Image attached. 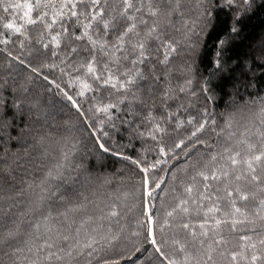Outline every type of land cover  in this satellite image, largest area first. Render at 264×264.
<instances>
[{"label":"trees","instance_id":"trees-1","mask_svg":"<svg viewBox=\"0 0 264 264\" xmlns=\"http://www.w3.org/2000/svg\"><path fill=\"white\" fill-rule=\"evenodd\" d=\"M187 1L0 2V264H264V158L247 163L264 153V0H205L193 24Z\"/></svg>","mask_w":264,"mask_h":264},{"label":"snow or ice","instance_id":"snow-or-ice-1","mask_svg":"<svg viewBox=\"0 0 264 264\" xmlns=\"http://www.w3.org/2000/svg\"><path fill=\"white\" fill-rule=\"evenodd\" d=\"M0 2H3V0H0ZM69 2H71V0H69ZM99 2H100V0H92L93 7H95L96 5H98ZM122 3H123V6H124V11H123L120 15H121V17H125L126 14H127V12H128L130 9H132L134 5H133V3H132V0H122ZM244 3H246V4L249 3V0H244ZM9 7H10V6H9ZM9 7H5V8H4V11H5V12L9 11ZM72 7L75 8V7H76V4H75V3H72ZM31 11H32V8H31V6H29V12H31ZM137 11H139V9H137ZM149 12H150L151 15H153V16H157V15L159 14V12H160V8H159V7L153 8V7L151 6V3H149ZM102 14H103L102 11H101V12H97L95 15H93V16L91 17V19H92V20H96L98 17L102 16ZM25 15H28V13H25ZM58 15H60V14H58ZM71 15H72V16H76L77 13H76L75 11H73V12L71 13ZM129 19H131V17H129ZM35 22H36V21L31 20V19H29V21H28V23H35ZM53 23H55V19L53 20ZM88 26H90V24H89ZM88 26H86V27H88ZM107 26H108V25H107V23H106V24H105V27H107ZM5 27H6L7 29H13V28H14V25H13L12 23H9V24H6ZM48 27L50 28V27H52V25L49 24ZM135 27H136V25H135V24H132L128 29H126L125 32L121 35L120 40L123 41L124 37L127 36L130 32H132V31L135 29ZM14 31L17 32V33H19V32L21 31V29L17 27V28L14 29ZM65 31H67V29H65ZM156 31H157V29H156L155 27H153L152 29H150L149 32L146 34V38H150L154 33H156ZM231 31H232V32H236L237 29H236L235 27H233V28H231ZM85 35H87V33H85ZM80 38H81V37H76L77 40H79ZM157 38H159V37H157ZM52 39H53V41H56L57 45L59 44V41H58L57 37H53ZM221 43H224V42L221 41ZM45 47H48V45H45ZM137 47L140 49L141 57H143V55H144V49H145V42H143V41L139 42V43L137 44ZM164 47L169 48L171 51H174V50H175V49H173V48L171 47L170 44H165ZM75 51H76V50L73 49V52H75ZM53 55H55V53H53ZM141 62H143L142 59H141ZM21 63H22V61H21ZM32 71H33V72H36V71H38V70H37V69H32ZM93 71H94V67H93V65H92L91 63H89V65H88V72L91 73V72H93ZM45 79H47V77H45ZM97 79H100V77H97ZM104 83H105V84L109 83V80H105ZM128 83H132V81L130 80V81H128ZM123 86H125V85H122V87H123ZM57 87H58V86H57ZM87 87H88V85L85 84V88H87ZM181 90L183 91V89H181ZM69 99H71V97H69ZM98 110L104 111V110H106V108H105V109H98ZM191 122H192V121H189V123H191ZM204 128H205V124L201 123L200 126H199L194 132H192L191 137H188L187 139L190 141L192 137H195V136L197 135V133L201 132ZM156 130H157L158 132H162V131H163V129H160L159 126H157V129H156ZM153 138H155V137H153ZM242 143H243V141H242ZM184 144H185V141H184V140H181L179 143H177V144L175 145V147H176V148H181V146L184 145ZM100 147H101L104 151H108V149L104 148V145H103V144H101ZM252 147H254V146H251V145L249 146L250 150H251ZM160 151H161V153H164V148L161 147ZM225 151L227 152L228 150L226 149ZM237 156H239V153H235L234 155H232V156L229 157L230 162H231L232 165H236V164L239 163V161L236 159ZM262 158H264V153H261L260 155H255V156L251 157V159H250L249 161H247L249 169H251L253 172H255V169L252 167V161H257V162H258V161H260ZM212 159L215 160L216 157H213ZM142 171H144V172H148L149 169L145 168V169H142ZM224 174L227 175V173H224ZM199 175H200L201 177H203L204 180H208V179H209V176L206 175L204 172H200ZM212 178H214V179H219V176H217L216 173L213 172V174H212ZM237 179H239V177H237ZM252 179H253V180H257L258 177H256L255 175H253V176H252ZM143 183H144V188H145L146 195L151 196V195H152V190L149 189V180H148L147 177H145ZM156 187H160V185H156ZM186 191H188V192L190 193V192L192 191V187L189 186V187L186 189ZM228 195L231 196L232 193L229 192ZM240 198H241V199H247L246 196H241ZM181 203H185V202L182 201ZM178 207H179V205H178ZM184 210L187 211V209H184ZM210 211H211V210H210ZM236 211L238 212L239 209H237ZM113 215H115V213H113ZM169 215H171V213H169ZM220 223H221V221H216V224H217V225H219ZM236 223H239V221H234V222H233L234 225H235ZM183 227H184V228H188L189 225H188V224H184ZM201 227H203V225H201ZM149 235H151V232H149ZM244 239H249V238H248V237H244ZM92 243H95V242L93 241ZM92 243H88V244H86L85 247H87V248H91V247H92ZM152 243L155 244L156 241L153 240ZM260 243L264 244V240L260 241ZM251 247L254 248L255 245H251ZM44 248L51 249V248H52V245H51L50 243L45 242V244L41 246V249H40V250L42 251ZM156 251H157V252H161V249H160L159 247H157V248H156ZM89 254L91 255V253H89ZM161 254H162V253H161ZM49 255H50V256H56V253H54V252H50ZM56 258L59 259L60 257L56 256ZM233 259H236V256H235V255H233ZM258 259H260V257L257 256V255H253V256L251 257V260H252L253 264H255V262H256Z\"/></svg>","mask_w":264,"mask_h":264},{"label":"rangeland","instance_id":"rangeland-1","mask_svg":"<svg viewBox=\"0 0 264 264\" xmlns=\"http://www.w3.org/2000/svg\"><path fill=\"white\" fill-rule=\"evenodd\" d=\"M189 1H190V2H189ZM204 1H205V0H188V1H187V4H184V5H186L187 7H189V10H190V12L188 11V13H189V19L187 20L188 22L186 21L187 23L193 24V18H192V17H196L197 20H198V18H199V19L201 18L203 11L206 10V7H205V4H204ZM191 16H192V17H191ZM202 22H205V19H204V18L202 19ZM195 31H196V28H195L193 31L189 32L190 35L195 34ZM256 56H257L258 63L264 62V49L262 50V48H261L260 51H258V54H257ZM16 61H17V63H18V62L21 63V62L18 61V60H16ZM251 72H252V74H255V71H254V70H251ZM6 77H8V76H6ZM6 77H1V78H0V86L6 83V81H5ZM34 83H35V82H34ZM31 84H32V83H31ZM233 87H234V88H233V92L236 94L237 87H239V83H238V81L233 85ZM58 89H60V88L58 87ZM60 91H62V93H64V95H66L67 98L70 96L66 91H64V90H62V89H60ZM28 118H29L28 121H30V125H31V124H32V117H31V116H28ZM41 118H42L41 121H44V119H45V121H47V124H48L49 126H53V125H54V122H55V121H54L53 123H52V122L49 123V121L53 120L55 117L52 116V118H51L49 115H47V116L39 117V119H41ZM1 123H2V122H1ZM45 123H46V122H45ZM2 125L5 126V122H3ZM7 125H8V122L6 123V126H7ZM0 127H2V126L0 125ZM2 129H3L4 131H6L5 127H2ZM3 130H1V133H0V139H1V141H2L3 143H5V144L7 145V144L9 143L8 141L11 139V138H10L11 136H9V135H5V134L3 133ZM5 144H3L4 147H6ZM29 148H31V147H29ZM88 153L91 154L90 151H89ZM85 158H86V157H85ZM4 171H5V168L0 169V172H1V175H0V183H3V182H2V176H3ZM5 177H6V176H5ZM9 209H10V210H14V206L12 205L11 207H4V206H3V207H0V215H1L2 218H3L4 216L7 217V215H10V213L8 212ZM27 218H28V217H27L26 214L21 215V216L19 217V219L22 221L21 225L24 224L23 219L26 220ZM16 220H17V218H16ZM23 228H24V227H23ZM148 228H149V231H148V232H151V235H152V230H150V229H151V224L148 226ZM14 232H15V234H16V235L13 234V237H14L15 239H18L19 237H20V238L24 237V236H22V235H23V232H22V228H21V227H20L19 229L15 230ZM6 238H9V235H6ZM24 238H25V237H24ZM3 241H5V236H4V238H3ZM3 241H2V242H3ZM25 241H26V239H25ZM25 241H24V242H25ZM24 242H23L22 244H24ZM26 244H27V243H26ZM25 248H26V247H25ZM15 263H16L15 259L11 261V264H15ZM17 264H18V263H17Z\"/></svg>","mask_w":264,"mask_h":264}]
</instances>
